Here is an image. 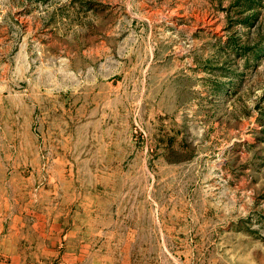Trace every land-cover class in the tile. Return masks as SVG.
Returning <instances> with one entry per match:
<instances>
[{"label":"rangeland","instance_id":"374dc122","mask_svg":"<svg viewBox=\"0 0 264 264\" xmlns=\"http://www.w3.org/2000/svg\"><path fill=\"white\" fill-rule=\"evenodd\" d=\"M0 212L78 264H264V0H0Z\"/></svg>","mask_w":264,"mask_h":264},{"label":"crops","instance_id":"0c3cea01","mask_svg":"<svg viewBox=\"0 0 264 264\" xmlns=\"http://www.w3.org/2000/svg\"><path fill=\"white\" fill-rule=\"evenodd\" d=\"M33 215L31 212H0V264H78L77 257L64 252L60 228L48 226ZM25 216L32 222L36 234L33 239L22 232L27 226ZM32 250L39 253L36 259L32 257Z\"/></svg>","mask_w":264,"mask_h":264}]
</instances>
